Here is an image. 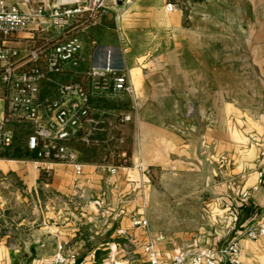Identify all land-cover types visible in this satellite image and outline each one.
Listing matches in <instances>:
<instances>
[{"label":"crops","instance_id":"0c3cea01","mask_svg":"<svg viewBox=\"0 0 264 264\" xmlns=\"http://www.w3.org/2000/svg\"><path fill=\"white\" fill-rule=\"evenodd\" d=\"M34 1L47 8L85 2ZM6 3L26 10L19 0ZM186 3L169 12L165 0H104V14L74 26L83 42L79 70L110 54L134 88L135 112L129 97L96 103L132 113L116 130L123 142L116 154L125 153L127 165L111 175L103 150L85 161L70 145L83 165L75 182L71 166L54 165L46 177L31 158L0 157V264H48L58 247L84 264H144L143 245L160 237L161 263L236 240L240 264H264V236H244L264 224V0ZM49 37L45 19L7 43L23 51ZM227 197L238 203L234 229ZM133 217L147 227L134 226Z\"/></svg>","mask_w":264,"mask_h":264},{"label":"built area","instance_id":"2783aa9c","mask_svg":"<svg viewBox=\"0 0 264 264\" xmlns=\"http://www.w3.org/2000/svg\"><path fill=\"white\" fill-rule=\"evenodd\" d=\"M26 6L20 11L0 0V101L3 113L0 119V151L8 149L14 141L12 125L27 129L25 148L33 154L30 163L38 172L50 176L54 165L71 166L75 182L81 176L83 165L79 162L77 151L69 143L80 132V142L86 146H106L109 156L102 163L109 174L127 165L126 154H116V145L122 144L116 130L132 120V113L122 115L99 108L98 101L117 100L129 97L132 112L136 111L135 92L127 73L113 67L110 54L102 64H92L79 70L83 42L72 29H83L93 23L99 14H104V0H85L82 6L74 8L51 5L34 0H19ZM187 1V0H186ZM186 1L165 0L169 12L185 9ZM86 14L80 22L81 15ZM45 19L51 37L45 39L46 48L31 46L23 51L11 47L9 38L26 31L30 26L41 27ZM74 73L77 80L61 82L56 77ZM46 85H51L49 95L42 96ZM118 161H120L118 163ZM145 176L149 170L135 165ZM228 211L231 227L239 225L238 203ZM99 205V203H96ZM134 226L147 227L145 219L132 218ZM244 236L257 241L264 236V224L255 222L244 232ZM156 240L143 245L144 264H217L225 260L229 264H240L239 247L236 240L224 248L214 250L210 247L187 249L175 253L169 261L161 263L156 250ZM48 264H84L77 262L73 253H65L58 247Z\"/></svg>","mask_w":264,"mask_h":264},{"label":"trees","instance_id":"16d2710c","mask_svg":"<svg viewBox=\"0 0 264 264\" xmlns=\"http://www.w3.org/2000/svg\"><path fill=\"white\" fill-rule=\"evenodd\" d=\"M45 38H42L41 40H38L36 45H34L35 47H39V48H46L45 46ZM71 74L72 73H65L63 75H60L58 77H56V79L62 80L61 82H66V81H70L68 79L71 78ZM73 80H77V77H74ZM49 87H51V85H46L45 89L42 93V96L44 95H49L50 94V90ZM49 89V90H47ZM82 133H78L76 135V137L69 143V145H76V148L80 151V153L84 156L85 161H89L93 158H95L98 155V152L100 150L104 151L103 157L104 160L106 161L108 156H109V151L107 150L106 146H86L84 144H82L80 142V137H81ZM33 154H29L26 152V150L24 149V145H21L20 143H18L16 141V137L14 136V141L13 144L10 148L5 149L3 152L0 153V157L1 158H7V159H21V158H33Z\"/></svg>","mask_w":264,"mask_h":264},{"label":"rangeland","instance_id":"374dc122","mask_svg":"<svg viewBox=\"0 0 264 264\" xmlns=\"http://www.w3.org/2000/svg\"><path fill=\"white\" fill-rule=\"evenodd\" d=\"M58 81H62L57 79ZM51 89V87H49ZM47 89V90H49ZM126 97H123L122 99H125ZM11 130L13 131L14 136L16 137V141L20 143L21 145H24L25 140H26V134H27V129L23 126L19 125H12Z\"/></svg>","mask_w":264,"mask_h":264}]
</instances>
